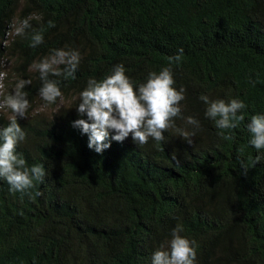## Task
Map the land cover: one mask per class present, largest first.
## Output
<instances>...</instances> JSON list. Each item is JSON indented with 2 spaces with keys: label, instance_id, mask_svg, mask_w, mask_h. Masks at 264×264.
I'll return each mask as SVG.
<instances>
[{
  "label": "trees",
  "instance_id": "obj_1",
  "mask_svg": "<svg viewBox=\"0 0 264 264\" xmlns=\"http://www.w3.org/2000/svg\"><path fill=\"white\" fill-rule=\"evenodd\" d=\"M28 16L31 29L12 36L14 20ZM33 29H43L36 48ZM65 46L82 55L76 79H61L63 99L46 105L28 66ZM178 48L170 67L185 90L182 116L200 121L192 144L168 129L159 144L126 138L89 150L71 126L86 119L73 98L87 79L122 63L140 83ZM0 72V99L17 78L32 81L17 151L46 173L31 198L0 180V264H150L177 226L196 243L195 264H264V150L255 162L246 130L264 113V0H0ZM201 94L241 99L244 119L218 134ZM8 114L0 110V126Z\"/></svg>",
  "mask_w": 264,
  "mask_h": 264
},
{
  "label": "clouds",
  "instance_id": "obj_2",
  "mask_svg": "<svg viewBox=\"0 0 264 264\" xmlns=\"http://www.w3.org/2000/svg\"><path fill=\"white\" fill-rule=\"evenodd\" d=\"M31 16L14 20L11 26L12 36H25L31 29ZM48 27H54L49 20ZM43 29H33L29 35V47L43 44ZM183 49L168 57V67L159 71H149L140 83L134 82L127 74L122 63L115 64L101 79L89 77L78 97L75 110L78 116L71 126L87 137V148L101 154L110 147L111 142H123L130 138L135 145H144L150 139L156 143L165 140V130L172 129L188 145L191 137L200 127V121L193 116H182L185 99L183 87L174 86L172 63H179ZM82 59L79 50L68 46L49 49L48 53L34 59L28 70L38 73L41 82L37 90L39 98L46 105L63 99L60 88L61 79H76L75 73ZM5 73L0 72V78ZM55 77L56 79H51ZM32 83L31 79L17 78L11 91H6L0 99V110L9 114L6 126H0V180L9 185V191L20 192L31 198L34 183H42L45 168L41 163L26 164L23 155L17 151L25 141L26 133L17 120L26 118L30 107L28 93L24 90ZM2 87V85H0ZM198 99L204 105L203 116L211 121L222 134L231 130L237 122L244 119V102L239 98L210 99L201 94ZM182 119L187 127H177L175 121ZM247 143L257 151L255 162L261 160L260 150H264V113L252 115L246 125ZM111 134V135H110ZM224 139H229L224 135ZM173 159L175 155L173 154ZM243 167V164L241 165ZM35 195H40L36 192ZM196 243L181 234L177 226L170 232L166 245L154 250L150 264H195Z\"/></svg>",
  "mask_w": 264,
  "mask_h": 264
}]
</instances>
